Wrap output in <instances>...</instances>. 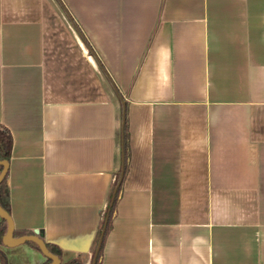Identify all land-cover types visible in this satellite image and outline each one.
Here are the masks:
<instances>
[{
    "label": "crops",
    "instance_id": "obj_1",
    "mask_svg": "<svg viewBox=\"0 0 264 264\" xmlns=\"http://www.w3.org/2000/svg\"><path fill=\"white\" fill-rule=\"evenodd\" d=\"M59 1L0 0L12 237L90 263L124 105L97 264H264V0Z\"/></svg>",
    "mask_w": 264,
    "mask_h": 264
},
{
    "label": "trees",
    "instance_id": "obj_2",
    "mask_svg": "<svg viewBox=\"0 0 264 264\" xmlns=\"http://www.w3.org/2000/svg\"><path fill=\"white\" fill-rule=\"evenodd\" d=\"M57 2L59 4L60 8L63 9V11L66 13V9H64L62 3L59 0H57ZM66 15H67V18L70 20V16L67 13H66ZM71 23L74 25L73 22H71ZM74 27L76 29V32H77L80 40H82L88 46V42H87V40H84L82 32L80 31V29L77 27V25H74ZM121 119H122L121 129H120L121 151H122L121 160H120L121 172L118 171L115 174L114 180L112 182L113 183L112 190L110 192V195L108 197V201L106 203V206H105L103 214H102L103 215V222L101 223L100 230H99V231H101V229H102V232L100 233L99 241H98L96 247L94 245L92 247L93 248V254H92L91 261L89 264H97V261L99 259V253H100V248H101L100 245H101V242H102L104 235L107 232L106 230H107V227L110 223V220L113 216L114 207H115V203L117 200L116 198H117L120 186H121L120 181H121L123 173L125 171V162H126V158H127V151H126V135H125L126 119H125L124 105H123V108L121 111ZM10 145H11V138H10L9 130L5 126L0 124V159H4L7 161L8 157H9ZM4 176H5V174H4ZM4 176L0 179V207L5 212H8V205L6 202V189H5V186L3 183L4 182ZM103 223H104V225H103ZM102 225H103V227H102ZM4 227H5V220L3 218H0V242H1V237L3 235V232H4ZM12 230H11V232H12ZM13 233H14V231H13ZM26 242L27 243L29 242L32 245H34L35 247H37L36 244L34 242H32L31 240H28ZM42 242H43L45 248L50 253H52L54 256H56V258L58 259L59 258V249L55 245H53V244H51L45 240ZM4 261H5L4 254L0 250V264H4L5 263ZM48 261H49V259L45 256L44 261H42L39 264H45ZM76 261H77V258L64 261V262H62V264H68V263L76 262Z\"/></svg>",
    "mask_w": 264,
    "mask_h": 264
},
{
    "label": "water",
    "instance_id": "obj_3",
    "mask_svg": "<svg viewBox=\"0 0 264 264\" xmlns=\"http://www.w3.org/2000/svg\"><path fill=\"white\" fill-rule=\"evenodd\" d=\"M6 165H7V161L4 159H0V179L4 176L5 172H6ZM0 218H3L5 220L6 226H5V231L2 235V242L5 245H12L15 243H20V242H24V241H28L31 240L33 241L38 249H40L41 253L43 255H45L49 261L45 264H57V258L56 256H54L52 253H50L44 246L42 240L37 236V234L33 231V233H27V234H23L20 236H17L15 238L12 237L11 234V230H12V221L9 218L7 212H5L3 209H1L0 207ZM104 225V223H103ZM102 225V227H103ZM102 232V229H101Z\"/></svg>",
    "mask_w": 264,
    "mask_h": 264
}]
</instances>
